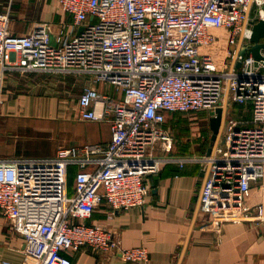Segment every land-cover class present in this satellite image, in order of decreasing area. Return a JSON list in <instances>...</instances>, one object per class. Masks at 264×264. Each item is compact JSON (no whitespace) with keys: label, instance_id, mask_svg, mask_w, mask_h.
<instances>
[{"label":"built area","instance_id":"2783aa9c","mask_svg":"<svg viewBox=\"0 0 264 264\" xmlns=\"http://www.w3.org/2000/svg\"><path fill=\"white\" fill-rule=\"evenodd\" d=\"M57 1L82 30L53 44L14 35L9 12H0V71L92 78L79 96L78 116L107 120L111 138L63 146L50 156L0 157V212L24 236L26 258L75 264L71 252L92 246L148 262L146 246L124 248L114 232L88 219L102 202L111 214L143 207L146 178L165 163L201 166L197 209L209 216L204 228L229 221L264 227V58L241 55L256 44L253 27L264 19V0ZM225 36L227 67L213 52ZM100 83L116 92L102 91ZM232 103L250 106V116L232 117ZM218 107L225 117L211 152L176 153L167 115ZM257 187L261 199L250 201Z\"/></svg>","mask_w":264,"mask_h":264},{"label":"crops","instance_id":"0c3cea01","mask_svg":"<svg viewBox=\"0 0 264 264\" xmlns=\"http://www.w3.org/2000/svg\"><path fill=\"white\" fill-rule=\"evenodd\" d=\"M0 12H9L14 35L40 36L53 44L80 30L57 0H0ZM43 74L58 72L0 71V157L50 156L63 146L107 143L111 138L107 120H81L78 116L82 89L77 98L64 95L72 77L59 79V95H49L45 86L57 82L46 81ZM48 132H54L52 138L43 136L50 135ZM192 136L200 138L199 133ZM203 175L198 164H162L146 178L149 191L143 207L111 214L108 204L102 202L88 219L114 232L124 248L146 246L148 262H128L117 251L85 246L71 252L74 263L264 264L263 226L229 221L215 230L203 227L209 217L197 209ZM74 176L72 167L70 193L74 191ZM24 247V236L0 212V264H33L26 258Z\"/></svg>","mask_w":264,"mask_h":264},{"label":"rangeland","instance_id":"374dc122","mask_svg":"<svg viewBox=\"0 0 264 264\" xmlns=\"http://www.w3.org/2000/svg\"><path fill=\"white\" fill-rule=\"evenodd\" d=\"M228 35V33H227ZM227 36L221 41V43L213 50L215 53V57L217 62L223 66L227 67L228 63L230 62V46L227 42ZM233 49V47H232ZM44 79L48 82H52L56 80V84H51L45 86V92L49 91L46 94H54L59 95V79H64L65 77H72V83L67 88V91L64 92V95H67V98H77L78 93H80L81 89L83 90L84 86L87 84H92L93 80L90 77L82 76V75H72L70 74H43ZM82 83L80 87V84ZM61 84V83H60ZM96 86L101 89L102 91L114 93L116 89L111 84H96ZM230 112L232 117H239V116H249L251 114L250 106L247 104H240V103H232L230 105ZM173 115L171 118L169 117L168 127L172 134L175 137V146L176 149L179 151H194L203 153L207 146L211 144V129L209 124L207 123V118L210 116L209 112L207 111H197V112H179ZM230 118V117H229ZM49 134H43L45 138L50 137L52 138L54 132H48ZM199 133V137L192 136ZM225 133V132H224ZM194 140H191L189 138ZM192 141V142H191ZM220 145L224 144V134L222 135L221 139L219 140ZM261 190L257 187L254 191L253 200H260L261 199Z\"/></svg>","mask_w":264,"mask_h":264},{"label":"water","instance_id":"95a60500","mask_svg":"<svg viewBox=\"0 0 264 264\" xmlns=\"http://www.w3.org/2000/svg\"><path fill=\"white\" fill-rule=\"evenodd\" d=\"M81 30L82 27L80 28L79 32ZM261 37H264V19H260L258 20V22H254L252 39L254 42H256V44L250 47L249 49L243 47L241 50V55H245L248 51V53H251L256 60H260L264 58L261 54V48L264 47V43L259 42ZM240 66H241V61L237 63V67L239 68ZM209 114H210L209 127L211 129L212 134H211V144L207 149L208 153L211 152L212 146L214 142L217 140L218 135L220 134L225 117L224 110L221 107H218L215 111L209 112Z\"/></svg>","mask_w":264,"mask_h":264},{"label":"trees","instance_id":"16d2710c","mask_svg":"<svg viewBox=\"0 0 264 264\" xmlns=\"http://www.w3.org/2000/svg\"><path fill=\"white\" fill-rule=\"evenodd\" d=\"M175 113H179V112H174L172 114H175ZM176 153H180V154H185V153H190V152H194V151H179V150H175Z\"/></svg>","mask_w":264,"mask_h":264}]
</instances>
